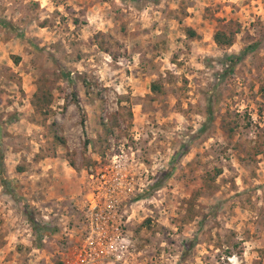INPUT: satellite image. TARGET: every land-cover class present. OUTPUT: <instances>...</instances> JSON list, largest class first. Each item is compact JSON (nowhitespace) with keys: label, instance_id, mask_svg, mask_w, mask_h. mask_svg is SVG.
I'll use <instances>...</instances> for the list:
<instances>
[{"label":"rangeland","instance_id":"374dc122","mask_svg":"<svg viewBox=\"0 0 264 264\" xmlns=\"http://www.w3.org/2000/svg\"><path fill=\"white\" fill-rule=\"evenodd\" d=\"M121 148L139 264H264V0H0V264H62Z\"/></svg>","mask_w":264,"mask_h":264},{"label":"built area","instance_id":"2783aa9c","mask_svg":"<svg viewBox=\"0 0 264 264\" xmlns=\"http://www.w3.org/2000/svg\"><path fill=\"white\" fill-rule=\"evenodd\" d=\"M129 165L121 148L104 163L98 160L86 167L87 190L78 219L71 227L65 225L70 240L75 237L74 246L62 264H139L127 230L125 201L135 177L127 171Z\"/></svg>","mask_w":264,"mask_h":264},{"label":"trees","instance_id":"16d2710c","mask_svg":"<svg viewBox=\"0 0 264 264\" xmlns=\"http://www.w3.org/2000/svg\"><path fill=\"white\" fill-rule=\"evenodd\" d=\"M187 35L189 37H194L196 34L194 32V30L192 29H187ZM213 39L214 41L218 44V45H231L232 43V33L231 34H227L225 33L224 30H217L214 35H213ZM232 62V61H230ZM1 168H0V173L3 172L2 170V162H1ZM158 185V182H155L154 187H156ZM28 220L30 222V224L32 225V228L39 233V231L43 228L42 226H40L38 223H36V221L34 220V218L32 216L28 217Z\"/></svg>","mask_w":264,"mask_h":264}]
</instances>
